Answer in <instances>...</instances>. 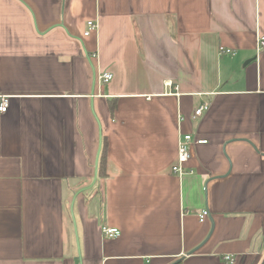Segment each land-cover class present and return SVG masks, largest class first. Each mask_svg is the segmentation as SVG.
<instances>
[{
  "label": "crops",
  "instance_id": "obj_1",
  "mask_svg": "<svg viewBox=\"0 0 264 264\" xmlns=\"http://www.w3.org/2000/svg\"><path fill=\"white\" fill-rule=\"evenodd\" d=\"M257 33L264 0H0V264H261Z\"/></svg>",
  "mask_w": 264,
  "mask_h": 264
},
{
  "label": "built area",
  "instance_id": "obj_2",
  "mask_svg": "<svg viewBox=\"0 0 264 264\" xmlns=\"http://www.w3.org/2000/svg\"><path fill=\"white\" fill-rule=\"evenodd\" d=\"M99 31V24L96 21H90L87 23V29L84 32V36L88 37L92 33H98ZM264 50V36L260 33H257L256 36V46L255 51L257 54V57L263 52ZM233 50L231 49H225L223 47L220 48V54H226L231 55L233 54ZM95 58L98 59V54L95 55ZM97 79L100 85L109 83L113 79V75L108 72H102L98 71ZM210 107V103L204 102L195 112V117L201 116L204 112H206ZM9 108V98L5 97L1 99L0 103V113H6ZM207 141L205 140H198L195 141L194 138L191 135H184L179 134L178 136V143H177V155H176V161L174 166L172 167V172L177 175L178 177H182L186 175L187 173L193 174V171H188L186 169V164L189 163L191 160V149L194 145H201L206 144ZM209 217V211L204 210L199 215L200 222H204ZM102 234L105 238L108 239H115L121 236V231L117 228H110V227H103L102 228ZM223 260L226 263L234 264L235 263V257L231 255L224 256Z\"/></svg>",
  "mask_w": 264,
  "mask_h": 264
},
{
  "label": "trees",
  "instance_id": "obj_3",
  "mask_svg": "<svg viewBox=\"0 0 264 264\" xmlns=\"http://www.w3.org/2000/svg\"><path fill=\"white\" fill-rule=\"evenodd\" d=\"M98 175L99 178H104L106 176V151L104 147L99 159Z\"/></svg>",
  "mask_w": 264,
  "mask_h": 264
},
{
  "label": "water",
  "instance_id": "obj_4",
  "mask_svg": "<svg viewBox=\"0 0 264 264\" xmlns=\"http://www.w3.org/2000/svg\"><path fill=\"white\" fill-rule=\"evenodd\" d=\"M99 156H100V153H99ZM97 174H98V161H97V164H96V178H95V181L97 180ZM91 186H93V185H91ZM73 207H74V205L72 204V207H71L72 214H73ZM73 216H74V214H73ZM74 225H75L76 241H77V247H78V256H79V260L81 261V249H80L79 236H78V232H77L75 219H74ZM261 264H264V259H263Z\"/></svg>",
  "mask_w": 264,
  "mask_h": 264
}]
</instances>
